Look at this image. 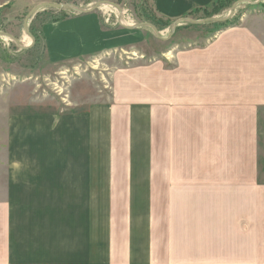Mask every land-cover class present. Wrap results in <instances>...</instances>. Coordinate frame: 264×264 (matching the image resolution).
<instances>
[{
    "label": "crops",
    "instance_id": "1",
    "mask_svg": "<svg viewBox=\"0 0 264 264\" xmlns=\"http://www.w3.org/2000/svg\"><path fill=\"white\" fill-rule=\"evenodd\" d=\"M224 1L152 4L174 23L200 19L189 13ZM249 10L244 24L210 42L195 30L176 31L167 59L152 50L147 61L119 70L105 103L7 112L0 264H264L253 108L264 105V8ZM88 14L58 23V55L145 40L138 29H103ZM159 151L165 159H156ZM162 188L172 219L182 201L187 239L159 240L149 202Z\"/></svg>",
    "mask_w": 264,
    "mask_h": 264
},
{
    "label": "rangeland",
    "instance_id": "2",
    "mask_svg": "<svg viewBox=\"0 0 264 264\" xmlns=\"http://www.w3.org/2000/svg\"><path fill=\"white\" fill-rule=\"evenodd\" d=\"M103 1L117 6L121 11L120 19L124 26L150 24L144 17L146 15H154L158 18L153 9V0H0V160L7 158L4 142L8 111L43 110L54 113L81 111L90 105L105 103L110 97L109 84L114 75L119 70L147 61L152 50H158L162 53V58L167 59L166 51L171 50L170 42L173 40V35L170 38L169 35L174 23L169 28L163 29L162 27L156 29L153 26L159 34L158 39L152 29L140 26L137 29L143 32L145 39L141 45L73 58L68 55L60 56L55 51V37L62 34L58 23L82 17L87 13H79L69 8L40 9L27 22L28 33L31 36L37 35L35 38L32 36L33 43L23 28L25 17L37 5L58 4L87 11ZM230 1L219 2V6L231 5L211 17L223 22L209 21V18L202 15V20L201 18L194 20L197 16H193V21L200 22L199 24L177 20L173 34L178 30L198 32L202 33L199 37L208 35L206 42H210L218 31L229 28V26L244 24L250 14L249 9L256 6L264 8V0H250L251 4L241 2L230 12L229 10L239 0ZM202 10L200 9V12ZM255 12L259 14L262 10L256 8ZM88 15H94L99 19L103 29L123 28L117 21L119 17L117 9L108 4L99 5ZM14 40L29 48L17 47ZM164 52L166 54H163ZM253 108L257 117L256 131L260 134L261 147L256 151V160L259 164L260 175L264 177V105L255 104ZM156 159H165V154L162 151L157 152ZM164 192L162 188L156 199L152 194V200L149 202L155 212L157 209L159 240L163 242L187 239L188 233L183 231L182 201H178L176 212L178 217L172 219L168 211L170 202L161 195ZM191 234L190 232V239Z\"/></svg>",
    "mask_w": 264,
    "mask_h": 264
},
{
    "label": "water",
    "instance_id": "3",
    "mask_svg": "<svg viewBox=\"0 0 264 264\" xmlns=\"http://www.w3.org/2000/svg\"><path fill=\"white\" fill-rule=\"evenodd\" d=\"M241 2H246V3H249V4H251L252 3V1H250V0H239V1H237L235 4H234V6L232 7V9H230L229 11L230 12H232V10L234 9V7H236V5L237 4H239V3H241ZM104 4H108V5H110V6H112V7H114L115 9H117V11H118V13H119V17H118V23H120L121 24V26L124 28V29H128V30H134V29H137V28H139L140 26H146V27H148V28H150V29H152L153 30V32H154V35L157 37V38H159V34H158V32L156 31V29L152 26V25H150V24H148V23H144V24H138V25H136V26H132V25H130V26H124L122 23H121V19H120V14H121V11L117 8V6L116 5H114V4H112V3H110V2H106V1H103V2H100V3H97L94 7H92L91 9H89V10H87V11H80V10H77V9H74V8H71V7H69V6H65V5H58V4H49V3H43V4H40V5H37L36 7H34L28 14H27V16L25 17V19H24V22H23V28H24V30H25V33H27V35H28V37L31 39V41H32V43L34 42V39H33V37L28 33V31H27V22L30 20V18L37 12V11H39L40 9H44V8H47V7H50V8H57V9H64V8H69L70 10H73V11H76V12H79V13H90V12H92V11H94V9L96 8V7H98L99 5H104ZM209 21H214V22H223L222 20H217V19H215V18H209L208 19ZM181 22H186V23H190V24H199L200 22H197V21H193V20H190V19H181L180 20ZM177 22V21H176ZM176 22H174V24L171 26V33H170V35H169V38L173 35V32H174V30H175V28H176ZM1 34V33H0ZM4 36H6V37H10V36H8V35H6V34H3ZM11 38V37H10ZM14 42L16 43V45H17V47H19V48H21V49H26V48H29L28 46L27 47H25V46H23L22 44H20L18 41H16V40H14Z\"/></svg>",
    "mask_w": 264,
    "mask_h": 264
},
{
    "label": "trees",
    "instance_id": "4",
    "mask_svg": "<svg viewBox=\"0 0 264 264\" xmlns=\"http://www.w3.org/2000/svg\"><path fill=\"white\" fill-rule=\"evenodd\" d=\"M227 1L228 0H225V2H227ZM230 5L231 4H229V5L222 4L221 6L218 5V6L213 7L211 10L205 9V10H202L201 14L205 18H211L212 16H215L216 14L220 13L222 10H224L225 8H227V6H230ZM198 13H200V10H193L191 13H189V15L191 16V15L198 14ZM144 17L156 29L161 28V27H162V29L167 28V27L169 28L172 24L171 22H169L167 20L158 19L154 15L153 16L152 15H150V16L146 15ZM32 36H34V38H35V36H37V35L34 34ZM35 45H36V39H35Z\"/></svg>",
    "mask_w": 264,
    "mask_h": 264
},
{
    "label": "bare ground",
    "instance_id": "5",
    "mask_svg": "<svg viewBox=\"0 0 264 264\" xmlns=\"http://www.w3.org/2000/svg\"><path fill=\"white\" fill-rule=\"evenodd\" d=\"M30 40V39H29ZM25 47H27V46H25Z\"/></svg>",
    "mask_w": 264,
    "mask_h": 264
},
{
    "label": "built area",
    "instance_id": "6",
    "mask_svg": "<svg viewBox=\"0 0 264 264\" xmlns=\"http://www.w3.org/2000/svg\"><path fill=\"white\" fill-rule=\"evenodd\" d=\"M132 21V20H131ZM133 22V21H132Z\"/></svg>",
    "mask_w": 264,
    "mask_h": 264
}]
</instances>
